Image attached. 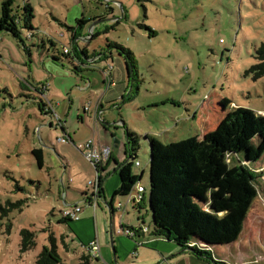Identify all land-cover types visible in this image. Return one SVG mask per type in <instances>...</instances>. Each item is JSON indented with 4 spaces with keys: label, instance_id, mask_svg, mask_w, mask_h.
Returning a JSON list of instances; mask_svg holds the SVG:
<instances>
[{
    "label": "rangeland",
    "instance_id": "rangeland-1",
    "mask_svg": "<svg viewBox=\"0 0 264 264\" xmlns=\"http://www.w3.org/2000/svg\"><path fill=\"white\" fill-rule=\"evenodd\" d=\"M26 2L33 8L35 35L28 39L20 30L21 44L0 31V204L22 205L16 204L0 227V264H35L43 248L50 246V235L57 264L79 262L82 253L72 231L78 221L61 222L60 211L66 206L62 208L61 192L54 187L56 180L62 178L66 184L71 177L70 186L82 189L95 176L94 166L78 149L91 138L92 122L79 125L72 118L75 109L81 112L82 103L95 102L89 89L80 92L77 86L88 82L73 73L62 50L90 54L105 49L106 42L129 49L138 74L118 101L119 111L113 109L114 121L120 116L141 137L151 134L169 155L185 157L190 185L205 198L201 204L208 202L226 171L245 166L253 173L257 195L238 238L209 248L221 264H264V76L253 79L245 74L264 39V0H14L13 8ZM79 18L87 24L81 30L69 29ZM97 29L100 36L93 38ZM105 52L125 63L117 50ZM103 79L107 85L111 80L107 75ZM205 95L208 101L203 102ZM42 99L46 106L40 109ZM49 100L58 105L57 115L71 113L65 133L73 142L57 141L61 130ZM35 147L43 149L42 169L30 153ZM148 152V143L142 140L137 156L141 167L147 164ZM141 167L133 165V173L139 175ZM144 169L140 183L148 190L151 175L148 166ZM146 201L125 207L126 198L116 197L114 232L123 223L139 224L141 219L151 228ZM96 212L97 217L87 222L104 233L101 245L108 260L99 254L91 264H112L116 236L127 238L113 235L112 244L108 207L101 203ZM25 228L34 233L35 245L22 252L20 231ZM139 257L128 255L116 262L130 264Z\"/></svg>",
    "mask_w": 264,
    "mask_h": 264
},
{
    "label": "trees",
    "instance_id": "trees-1",
    "mask_svg": "<svg viewBox=\"0 0 264 264\" xmlns=\"http://www.w3.org/2000/svg\"><path fill=\"white\" fill-rule=\"evenodd\" d=\"M13 3L14 0H2L0 3V31L10 33L23 44L20 30H25V36L28 39L35 35V27L32 24L34 19L33 8L26 2L18 9H14ZM85 24L87 22L79 18L75 27L68 28L81 30ZM75 35L76 32L73 34L72 40L75 39ZM99 35L100 32L92 33L93 38ZM50 43L53 45L52 42ZM111 49L117 50L120 53L119 55L123 56L126 67L128 65L130 67V71L127 70L129 80L134 81L138 74L133 55L129 49L114 42H106L105 49L94 51V53L97 52L95 57L105 56V51ZM26 51L29 52L28 49ZM62 53L68 57L72 71L74 73L78 72L73 59L80 60L81 56L85 55V51L82 50L81 53H77L76 49L72 48L71 53H64L63 50ZM108 57L111 58L112 56ZM253 57L256 62L246 70L245 74H250L253 79H257L264 76V39L255 49ZM56 58L53 55V59L56 60ZM105 71L106 69L103 72ZM111 80L113 81L112 78ZM36 89L39 90L40 95H44L40 88ZM42 105L46 106L43 99L40 103V109ZM232 117L228 119L231 123L233 122ZM124 130L126 159L117 170L119 185L111 197L106 200L111 216L116 211L112 204L113 200L118 196L127 200L142 178L143 173L139 175L133 173L132 166L134 163L132 160L137 159L141 141L145 140L149 148L148 165L152 181L148 188V211L152 226L144 236L173 241L181 248L189 249L199 258L221 264V262L213 259L215 255L209 245H217L238 238L248 207L257 195L253 173L245 166H238L233 170L226 171L218 178L216 188L212 190L210 199L207 203L205 201L203 206L200 202H203L205 198L201 197L190 185L189 161L185 157L180 153L169 155L164 150V145L149 134L141 137L127 126H124ZM71 142L73 141L71 140ZM30 153L38 167L41 168L43 165L42 149L33 148ZM16 204L19 207L22 206L21 202L12 203L7 201L4 206L0 204V227L3 219L7 218V213ZM61 222L66 223L67 220L61 218ZM142 223L145 224L144 221ZM121 225L126 227L124 224ZM6 227H9V223L6 224ZM48 239L50 246L43 248L37 256L35 264H57L54 238L50 235ZM19 245L22 252L33 247L35 245L34 233L26 228L22 229ZM78 260V264H91L92 257L86 249L78 257Z\"/></svg>",
    "mask_w": 264,
    "mask_h": 264
},
{
    "label": "crops",
    "instance_id": "crops-1",
    "mask_svg": "<svg viewBox=\"0 0 264 264\" xmlns=\"http://www.w3.org/2000/svg\"><path fill=\"white\" fill-rule=\"evenodd\" d=\"M98 31L99 30L97 29L95 33ZM95 54H97V52L94 53L93 51V53L90 54H87V52H85L86 56L85 55L81 56L80 60L77 58L73 59V63L78 68V72L76 73L73 72V73L77 74L82 80L88 82L86 83V85H78L77 87L80 89V92L87 91L89 89V92L92 94V96H94L93 100L95 103L93 105L92 103L93 101L91 100L88 101L89 106L88 105L85 106V104L82 103L81 112L75 109L72 112V118L75 117L79 125L88 124L87 121L89 119L92 122V126L90 128L91 138L94 139V141L98 144L108 145L111 147V159L109 162H107L104 165L102 170L104 175L102 193H101V197L98 198L97 206H96L97 208L101 203H103L108 207L106 200H108L111 197V195L119 185V176L117 170L118 167L126 159V136H125L124 126L127 125L122 121L120 116L116 121H114L115 114L113 113V109L116 108L117 111H119L120 106L118 105V101L122 100V95L129 92L133 87V85H132V81L129 80V75L125 63H122L121 60L114 59L112 57L107 58V56H112L111 54L108 55L106 54L105 56L101 55L100 58L95 57L96 56ZM108 64H110L109 66H111L112 68L110 70V73H111V78L115 82L114 85H107L106 81L103 79V71L106 69ZM49 101L51 102V100ZM51 104L53 106V110H52L53 119H55L57 123H60L56 127L60 128L61 125L64 127V130L60 128L61 133L58 135L60 136L61 134H63V131L66 132V130H68L70 126L71 113L68 112L66 113V115L64 113L57 115L55 110L58 105L53 104L52 102ZM128 128L131 129L130 127ZM68 136L73 141L72 137L70 135ZM164 150H166L165 146H164ZM42 153H43V149H42ZM65 162L67 163L66 160ZM44 164H45V160L43 153V165L41 169L43 168ZM147 166L149 167L148 161L144 167ZM138 167H141V163ZM144 167L140 168V173L145 172ZM69 169H70V165L67 163L64 170L65 172H68ZM93 176L94 175H91L88 178V180L93 178ZM70 181H72L71 177H68V181L66 182V184L62 181V178L59 180V183L57 180L55 181L56 182L54 187L55 192L58 194L61 192V199L63 200V204H64L62 208L68 205L70 206L72 204L79 203L84 198L85 186L82 189H80V187H71L70 184L68 183ZM140 181L138 183L142 185ZM85 184L83 183V185ZM143 187L145 191L143 194L144 197L142 201L145 202L146 196L149 197V194L147 195L148 190L145 188V186ZM71 193H73L74 196L71 195ZM72 197H74L75 199H72ZM146 202L148 203V199ZM127 204L129 203L125 202V207ZM119 206L122 207L121 204H119ZM120 207L117 210H119V212L123 215L124 212L123 210L120 209ZM96 208L93 209L91 206H83L81 218L77 220L78 221L77 223H74L72 225L73 228L72 231L78 237L77 244L80 247L79 253L85 252L87 243L95 238L99 242V254H102L104 259L108 260V255H106L105 253L106 247L104 245H101L102 237L104 240V233L103 234L101 233L102 234L101 235L99 231L96 232V229H94V225H93L94 222H87L88 219H92V216L97 217ZM124 211L127 212L126 209ZM60 216H61V211H60ZM113 216H111L110 214V218H111L110 240L112 244H113V235L123 234L119 232L118 233L114 232ZM61 218L63 217L61 216ZM143 221L141 219L140 221L141 223L139 224H143L142 223ZM123 224L126 226L139 225L138 223L134 225H129L128 223H123ZM123 235L127 239L122 240L123 238L120 235L116 236L115 238V240L117 241L116 245L118 249L116 251V259H115L117 262H120V260H126L128 255H130L132 258H134L135 256H142V258L139 257L136 259V261L130 262V264H215L210 260H206L195 256L194 253L189 249H183L175 242L170 240H166L163 238H152L148 236L145 237L144 235L141 234H137L134 238L128 237L125 234ZM138 247H142V248L139 251H137ZM146 250H147L146 253L142 252ZM213 259L215 260V257H213ZM116 261L112 264L115 263L118 264ZM122 264H125V262H123Z\"/></svg>",
    "mask_w": 264,
    "mask_h": 264
},
{
    "label": "built area",
    "instance_id": "built-area-1",
    "mask_svg": "<svg viewBox=\"0 0 264 264\" xmlns=\"http://www.w3.org/2000/svg\"><path fill=\"white\" fill-rule=\"evenodd\" d=\"M64 53H69V48L64 47ZM111 68V66H109ZM109 68V69H110ZM109 69L103 72V75L110 77ZM112 80L108 81V85H113ZM202 101H208L207 96L205 95ZM60 124V123H59ZM60 128L64 130V127L61 125ZM57 141L60 142H71L70 137L63 131V134L57 137ZM78 149L83 154L84 158L91 163L95 168V176L89 179L85 184V194L81 202L75 203L72 205L66 206L61 211V216L67 221H77L81 218V213L83 206H91L93 209L97 206L98 198L102 193L103 185V167L111 159V147L108 145H101L94 141V139L89 138L78 145ZM134 165L138 167L140 162L137 159L132 160ZM144 187L140 184H137L134 188V191L129 195L126 200V203H138L143 200ZM131 195L133 197H131ZM121 209V207H120ZM122 215V214H121ZM119 233H123L128 237H135L137 234H147L149 232V227L145 224H140L137 226H120L118 230ZM192 246V244H191ZM86 249L89 252L92 259L97 260L99 255V242L97 239H92L86 245Z\"/></svg>",
    "mask_w": 264,
    "mask_h": 264
}]
</instances>
